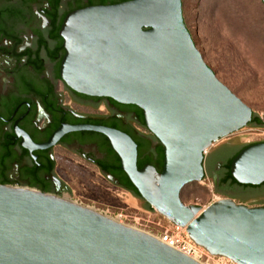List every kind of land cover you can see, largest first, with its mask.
<instances>
[{
  "label": "water",
  "instance_id": "95a60500",
  "mask_svg": "<svg viewBox=\"0 0 264 264\" xmlns=\"http://www.w3.org/2000/svg\"><path fill=\"white\" fill-rule=\"evenodd\" d=\"M253 116L204 62L181 0H0V264H199L60 197L52 148L82 131L209 255L264 264V206L180 199ZM208 174L216 194L264 201V142L226 145Z\"/></svg>",
  "mask_w": 264,
  "mask_h": 264
},
{
  "label": "rangeland",
  "instance_id": "374dc122",
  "mask_svg": "<svg viewBox=\"0 0 264 264\" xmlns=\"http://www.w3.org/2000/svg\"><path fill=\"white\" fill-rule=\"evenodd\" d=\"M184 23L206 65L217 79L253 114L264 121V6L259 0H181ZM264 127L247 126L219 141L207 157L222 146L241 148L262 142ZM207 159V158H206ZM205 169L208 175L207 165ZM55 174L70 190L60 196L114 217L128 207L139 216L148 209L131 193L110 183L94 166L66 151L55 152ZM186 206L206 208L221 199L208 178L185 187ZM142 228V227H141Z\"/></svg>",
  "mask_w": 264,
  "mask_h": 264
},
{
  "label": "built area",
  "instance_id": "2783aa9c",
  "mask_svg": "<svg viewBox=\"0 0 264 264\" xmlns=\"http://www.w3.org/2000/svg\"><path fill=\"white\" fill-rule=\"evenodd\" d=\"M261 134L263 136L261 141L264 142V131ZM97 213L151 236L199 264H234L228 259L209 255L189 239L185 228H181L165 218H159L157 213L151 209L143 213V218L139 216L138 210L131 207L121 210L114 217L109 216L107 212Z\"/></svg>",
  "mask_w": 264,
  "mask_h": 264
},
{
  "label": "flooded vegetation",
  "instance_id": "af4514ba",
  "mask_svg": "<svg viewBox=\"0 0 264 264\" xmlns=\"http://www.w3.org/2000/svg\"><path fill=\"white\" fill-rule=\"evenodd\" d=\"M106 145L109 147L108 141L103 135L99 133L92 132V131L71 132V133L65 134L52 148V158L55 163V152L56 151H66L78 157L79 159H82L85 162L91 164L98 170L96 165H99L107 161L108 149ZM223 147L225 146H222L216 151H213L207 157L205 161V165H207V170H208L209 157L215 154L217 151H219ZM229 147L235 148V146H229ZM205 165H204V168H205ZM54 174H55V169H54ZM205 177L208 178L211 182L209 174L207 175L206 169H205ZM212 188H213V185H212ZM213 191L215 192L214 188H213ZM218 195L221 196V199H229V200H232L236 204L247 205L248 207L264 206V201L233 197V196H227V195H221V194H218Z\"/></svg>",
  "mask_w": 264,
  "mask_h": 264
},
{
  "label": "trees",
  "instance_id": "16d2710c",
  "mask_svg": "<svg viewBox=\"0 0 264 264\" xmlns=\"http://www.w3.org/2000/svg\"><path fill=\"white\" fill-rule=\"evenodd\" d=\"M249 125L257 127V128L264 126V124L262 123L261 119L259 117L255 116V115L253 116V118L251 120V123ZM106 147L108 149L107 161H105L104 163H101L99 165H96L98 170L103 175L108 174V175L112 176V178L117 181V185L116 186L118 188H120V189H122V190H124L126 192H129L133 196L138 198L135 190L133 189V187L129 183L127 177L120 170L119 160H118L117 156L113 153V151L111 150L110 146L108 147L106 145ZM245 147L246 146L242 147L241 149H243ZM146 208L149 209L148 206H146Z\"/></svg>",
  "mask_w": 264,
  "mask_h": 264
},
{
  "label": "bare ground",
  "instance_id": "6f19581e",
  "mask_svg": "<svg viewBox=\"0 0 264 264\" xmlns=\"http://www.w3.org/2000/svg\"><path fill=\"white\" fill-rule=\"evenodd\" d=\"M64 199H66V200H68L67 198H64ZM70 201V200H69ZM90 209V208H89ZM94 210V209H93ZM108 218V217H107Z\"/></svg>",
  "mask_w": 264,
  "mask_h": 264
}]
</instances>
